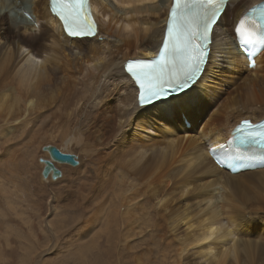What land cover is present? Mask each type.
I'll return each instance as SVG.
<instances>
[{"label": "bare ground", "instance_id": "bare-ground-1", "mask_svg": "<svg viewBox=\"0 0 264 264\" xmlns=\"http://www.w3.org/2000/svg\"><path fill=\"white\" fill-rule=\"evenodd\" d=\"M93 2L100 36L78 40L65 35L59 20L48 11V0H0V122L7 125L19 114L39 112L56 101L59 118L65 120L62 126L58 122L52 126L62 128L65 147L61 151H70L73 142L83 140L69 133L68 126L86 92L82 103L87 120L85 145L101 144L98 149L91 148L89 157L101 154L103 165L108 161L124 165L126 160L129 173L122 174V196L117 195L124 219L132 221L136 219L134 211L151 209L158 216L156 226L169 232L188 219V231L175 250L178 264L190 248L207 264H264V248H259V236L254 234L258 228L264 230V168L231 173L219 167L209 153L210 148L231 140L241 119L264 118V53L255 57L256 67L249 68L243 55L222 63L214 50L194 91L182 100L172 97L141 108L137 106L136 86L119 69L127 59L154 54L162 35L158 31L152 35V31L157 22L164 21L152 6H141L138 0H120L121 5L132 4L130 9L113 7L112 0ZM262 2L230 0L217 32L229 33L241 13ZM11 9L19 21L8 16ZM25 11L33 19L24 16ZM105 58L108 60L103 63ZM242 76L245 79L238 83ZM79 84L81 89L76 91ZM227 84L237 85L226 90L223 86ZM225 94L228 96L223 98ZM207 98L215 103V109ZM174 105L182 108L178 118L171 115ZM182 118L190 121V129ZM153 125L158 137L148 132ZM43 136L59 139L54 133ZM99 168L95 183H86L87 198L99 200L103 196L106 169ZM142 196L150 204L148 210ZM103 199L97 201L104 211L107 202ZM173 202L178 204L176 208L171 206ZM249 222L257 229L251 236L239 228ZM261 240L264 246V236Z\"/></svg>", "mask_w": 264, "mask_h": 264}, {"label": "rangeland", "instance_id": "rangeland-1", "mask_svg": "<svg viewBox=\"0 0 264 264\" xmlns=\"http://www.w3.org/2000/svg\"><path fill=\"white\" fill-rule=\"evenodd\" d=\"M7 14L19 21L12 9L7 10ZM244 75L246 77L247 73ZM245 77H240L238 83ZM90 85L87 86L93 88V84ZM235 85L223 87L233 90ZM80 87V84L76 86V91ZM85 96H88L86 92L83 101L87 99ZM83 101L74 111L75 117L68 126L69 133H75L83 140L78 144L73 142L72 149L66 151L77 155L79 167L56 163L62 171V176L56 180L51 175L47 179L42 178L43 164L39 158L48 157L41 150L45 144L65 147L61 141L62 128L52 126L53 122L62 126L65 120L59 118V103H47L39 112L19 114L16 121L12 120L7 125L0 122V264H178L175 250L188 231L185 225L188 219L180 222L171 232L165 228L160 231V226H156L158 216L151 209L147 212L143 210L145 214L134 211L136 219L132 221L124 219L117 195L122 196V174L127 176L129 173L126 160L124 165L117 161H108L103 165L105 162L101 154L89 157L91 148L98 149L101 144L93 142V146L88 148L85 145L88 141L85 140L87 120ZM210 101L211 108L215 109V103ZM112 105L115 106L114 101ZM151 128L149 134L158 137L153 131L156 126ZM45 133H54L60 140H47L43 136ZM110 149L106 148V151ZM99 165L106 169L101 184L103 196L99 198L107 202L104 211L98 208V199L87 198L86 189V183H95ZM144 199L142 196L140 200L148 210L150 204ZM171 206L176 208L178 204L173 202ZM253 207L256 206H250ZM261 213L264 214V211ZM241 227L240 230L250 236L252 231L257 230L256 226H250V222L242 223ZM254 234L259 236L256 237L259 248H264L261 240L264 230L258 228V233ZM195 253L190 248L182 256L180 264H207Z\"/></svg>", "mask_w": 264, "mask_h": 264}, {"label": "snow or ice", "instance_id": "snow-or-ice-1", "mask_svg": "<svg viewBox=\"0 0 264 264\" xmlns=\"http://www.w3.org/2000/svg\"><path fill=\"white\" fill-rule=\"evenodd\" d=\"M138 2L141 6L145 3L152 6L164 21L163 24L157 22V28L152 31V35L157 31L162 35L156 54L148 52L149 59L126 60L119 69L136 86L138 107L144 108L172 97L182 100L190 90L194 91L205 75L214 50L221 56L222 63L243 55L252 67H256V61L251 53H264V7L258 14H254L256 9L244 11L231 25L229 33H221L217 28L221 18L227 15L230 0ZM117 5L128 9L133 7L112 0V6ZM48 11L59 20L68 37L85 40L100 36V23L92 11V0H48ZM103 19L106 21L107 17ZM225 36L230 39H224ZM31 59L35 61L37 57L33 55ZM181 111L180 105H174L171 115L178 118ZM257 149L264 153V123L244 119L236 126L231 140L211 151L220 157L217 164L236 169L238 164H243L245 153Z\"/></svg>", "mask_w": 264, "mask_h": 264}, {"label": "water", "instance_id": "water-1", "mask_svg": "<svg viewBox=\"0 0 264 264\" xmlns=\"http://www.w3.org/2000/svg\"><path fill=\"white\" fill-rule=\"evenodd\" d=\"M41 150L48 154V158H39V162L43 164L41 170V176L43 179H47L49 175H51L53 180L62 176V171L57 167L56 163L70 166L79 165V160L76 154L61 151V149L55 145L45 144L41 147Z\"/></svg>", "mask_w": 264, "mask_h": 264}]
</instances>
